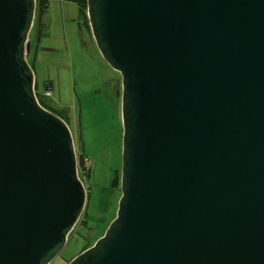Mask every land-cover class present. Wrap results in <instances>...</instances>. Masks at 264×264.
<instances>
[{
	"label": "water",
	"instance_id": "1",
	"mask_svg": "<svg viewBox=\"0 0 264 264\" xmlns=\"http://www.w3.org/2000/svg\"><path fill=\"white\" fill-rule=\"evenodd\" d=\"M35 10L0 0V264H51L86 205L26 62ZM86 15L121 78V195L67 264H264V0H86Z\"/></svg>",
	"mask_w": 264,
	"mask_h": 264
},
{
	"label": "rangeland",
	"instance_id": "2",
	"mask_svg": "<svg viewBox=\"0 0 264 264\" xmlns=\"http://www.w3.org/2000/svg\"><path fill=\"white\" fill-rule=\"evenodd\" d=\"M78 4L50 0L40 16L36 3L28 35L26 62L34 73L35 92L44 93V83H50V95L42 100L65 111L75 153L86 155L89 166L88 174L81 170L78 175L86 191L84 211L51 264H67L94 244L116 215L121 195L120 182L116 190L111 186L114 172L121 168V78L100 55L87 15L86 22L80 18ZM85 213L95 215H87L89 220L95 218L91 226L83 224Z\"/></svg>",
	"mask_w": 264,
	"mask_h": 264
},
{
	"label": "trees",
	"instance_id": "3",
	"mask_svg": "<svg viewBox=\"0 0 264 264\" xmlns=\"http://www.w3.org/2000/svg\"><path fill=\"white\" fill-rule=\"evenodd\" d=\"M48 1H50V0H35V2L37 3V8H38V14H40V16H41V14L43 13V10L41 9V5L43 4V3H46V2H48ZM78 1V5H79V12H80V18H82L85 22H86V0H77ZM39 16V17H40ZM40 22H41V20H40ZM40 22H38V23H40ZM38 36H41V32L39 31V34H38ZM33 64V63H32ZM37 94V99H38V102L40 103V105L43 107V108H45L46 110H48V111H50V112H52L53 114H55L56 116H58L60 119H62L66 124H69V121H68V117H67V115H66V113H65V111H63V110H56V109H54V108H51V107H49L48 105H46V103L45 102H43V100H42V98L44 97L43 96V94H38V93H36ZM81 148H83V147H81ZM76 158H77V163L78 164H82V162H83V160L84 159H88L87 157H86V155H84L83 153H79L77 150H76ZM88 171H89V169L87 170V171H85V174H88ZM119 182H120V170H118V171H115L114 172V176H113V180H112V184H111V186H112V188H113V190H116L118 187H119ZM85 215H86V218H85V223H83V224H85L86 226H87V223H89L88 225L89 226H91V224H94L92 221L95 219V218H91L92 220H89V218L87 219V217L88 216H91V215H94L93 213L91 214V213H85ZM88 215V216H87ZM95 216V215H94ZM115 217V215L112 217V219ZM111 219V220H112ZM111 220L108 222V224L111 222ZM82 224V225H83ZM107 224V225H108ZM107 225H106V227H107ZM103 234H101L100 236H98V237H95L94 238V242L98 239V238H100L101 236H102ZM93 242V243H94ZM93 245V244H92ZM91 245V246H92ZM90 246V247H91Z\"/></svg>",
	"mask_w": 264,
	"mask_h": 264
},
{
	"label": "built area",
	"instance_id": "4",
	"mask_svg": "<svg viewBox=\"0 0 264 264\" xmlns=\"http://www.w3.org/2000/svg\"><path fill=\"white\" fill-rule=\"evenodd\" d=\"M44 4H45V3H43V4L41 5V9L45 7ZM46 4H48V2H46ZM43 95H44L45 97H49L50 93H49V92H44ZM86 161H87V159H84L83 162H82V164L79 165V167H78V175H79V172H80L81 170H83V173H84L85 171H87V170L89 169V166L86 165ZM81 168H82V169H81Z\"/></svg>",
	"mask_w": 264,
	"mask_h": 264
},
{
	"label": "flooded vegetation",
	"instance_id": "5",
	"mask_svg": "<svg viewBox=\"0 0 264 264\" xmlns=\"http://www.w3.org/2000/svg\"><path fill=\"white\" fill-rule=\"evenodd\" d=\"M43 87H46V88L48 87L49 88L50 87V83L49 82L44 83Z\"/></svg>",
	"mask_w": 264,
	"mask_h": 264
},
{
	"label": "clouds",
	"instance_id": "6",
	"mask_svg": "<svg viewBox=\"0 0 264 264\" xmlns=\"http://www.w3.org/2000/svg\"><path fill=\"white\" fill-rule=\"evenodd\" d=\"M44 92H48V91H44ZM41 94H43V93H41ZM76 161H77V158H76ZM78 163H77V174H78ZM78 178H79V176H78ZM80 180V179H79ZM83 184V183H82Z\"/></svg>",
	"mask_w": 264,
	"mask_h": 264
},
{
	"label": "crops",
	"instance_id": "7",
	"mask_svg": "<svg viewBox=\"0 0 264 264\" xmlns=\"http://www.w3.org/2000/svg\"><path fill=\"white\" fill-rule=\"evenodd\" d=\"M52 88V87H51ZM50 91H51V89H50Z\"/></svg>",
	"mask_w": 264,
	"mask_h": 264
}]
</instances>
